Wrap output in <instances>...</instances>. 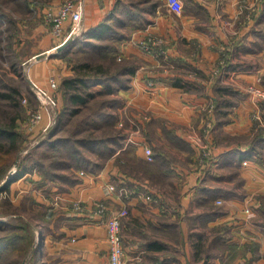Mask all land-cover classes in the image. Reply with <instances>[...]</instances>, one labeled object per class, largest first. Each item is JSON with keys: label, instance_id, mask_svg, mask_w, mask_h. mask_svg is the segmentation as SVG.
<instances>
[{"label": "crops", "instance_id": "obj_1", "mask_svg": "<svg viewBox=\"0 0 264 264\" xmlns=\"http://www.w3.org/2000/svg\"><path fill=\"white\" fill-rule=\"evenodd\" d=\"M152 1L139 2L138 6H144L143 25L129 30L127 39L120 42L123 56L138 64L128 87L118 91L122 110L129 107L122 121L129 136L99 174L74 175L66 182L52 183L51 192L56 196L50 204V224L42 236L43 264H109L105 222L123 206L128 210L121 218L120 233L125 264L264 263V149L248 153L249 145L230 143L244 133L252 135L255 123H251L249 113L258 114L264 106V97L249 94L242 98L248 85L264 90V0H171L170 4ZM83 2L84 28L93 27L112 12L119 17L121 4H126L125 0ZM147 34L163 38L169 51L167 59L158 62L132 46ZM218 62L220 72L214 76L212 71ZM61 63L67 74L68 66ZM52 69L51 65L43 77L37 72L32 76L48 88L56 78ZM147 77L154 81L150 89L145 85ZM211 108L214 110L209 111ZM45 122L43 117L42 124ZM130 122L138 123L134 133ZM186 132H203L200 136L207 140L209 158L213 159L210 168L192 165L194 160L189 166L167 161L154 166L153 176L152 172L143 176L140 169L132 173L147 162L143 145L155 146L151 141L159 140L168 157L198 156ZM182 140L190 144L191 150L184 149ZM121 153L127 163L122 171L115 161ZM228 171H233L231 178L249 191H245V199L233 198L235 210L211 211L204 206L209 201L205 190L211 189L207 183L232 181L227 180ZM105 181L117 186L125 184L134 195L128 201L108 196ZM154 183H164L163 187L171 190L181 183L179 187L185 194L172 199V192L163 193ZM75 201H81L86 209L72 210ZM99 201L106 203L107 210L98 215L90 213L88 209ZM248 206L252 210L247 214L243 210ZM228 221H237L249 234L242 233L237 251L224 250L211 261L203 250L216 235L220 238L224 234L226 238ZM216 227L218 233L213 230ZM248 238L256 244L255 249L244 247Z\"/></svg>", "mask_w": 264, "mask_h": 264}, {"label": "rangeland", "instance_id": "obj_2", "mask_svg": "<svg viewBox=\"0 0 264 264\" xmlns=\"http://www.w3.org/2000/svg\"><path fill=\"white\" fill-rule=\"evenodd\" d=\"M64 1L65 0H0V91L10 92V90L7 87L16 88L20 93V96L17 98L22 107L21 119H19L17 123V129L22 136V140L20 144L21 147L16 154L14 163L6 171V173L3 174L2 178L0 179V184H2V182H4L7 178L13 176L15 171L17 170L20 171L24 168L28 169V172L22 177H20L18 180H14L12 183L9 182L10 185L8 190L2 191L0 193V217L2 218H6L8 212H10L8 211V208L4 204V202H2L4 198H5L4 200L9 199L8 201H11L12 204L19 202L21 199V201H23L24 204H20L19 207L21 208L23 207V210L24 207H26L27 209H29L28 210L29 212L31 211L39 212L41 210H49L51 209L50 204L53 203L54 198L56 196L54 193L51 192V188H53L52 183L54 184L63 183V180L60 178H62L64 174L72 176V172H73L72 169L85 168V169H89V172L91 173V174L88 173V174L80 175V171H82L80 170L79 174L77 173L79 176L99 174L105 168L107 163H110L112 161L110 160L111 159L110 155L112 154V148H114V144L111 143L112 141L110 142L106 140L108 139V134L105 131L104 132L102 131L103 128L83 129V127H87V121H88V118H85V116L87 114L89 116L95 109H97V106L101 103V101H107L113 97L118 98L119 100L118 105L109 106L110 103L107 102V106L105 107V109L111 113H114L115 116L117 117V121L118 120L123 121L124 118L123 116L125 114L126 116H128L129 107L125 109V112L122 110L123 109L122 99L119 96L118 92L111 94H105L104 92L96 93L95 96L91 98L81 108L80 113L77 115L69 116V113H67L69 111H65V113H62L63 111L62 101L60 99V93H59L61 81L64 78L71 77V75H73L72 69L69 68L68 62L66 63L65 61L66 60L65 58L70 56H64L63 53L66 52L64 51V48L75 37L79 36L82 33V31L85 29L82 20L79 33L71 35L67 44L61 50L59 51L56 50V48L62 44L61 43L62 38L61 40H57L52 35L51 26L47 21L46 12L49 10L48 8L55 9L59 5H61ZM125 1L126 4H121L120 13H119L120 16L124 18L125 16H127V13L132 12V15H134L136 12V15L138 16L139 20L137 19L135 23H138V21L139 22L141 21V23L138 26H132L127 28H122L121 26L118 27L120 33H122V31L125 33V34H121L122 39L119 40V42L120 41L123 42V40L127 39L126 34L128 33L129 30L133 31L135 28L142 27L143 25L142 20L145 19V16L142 12L144 6L142 7L134 6L132 9H130V6H128L129 3L131 2L132 4V2H135L137 0H125ZM126 6H128L127 9ZM129 25L130 24H128L127 26ZM66 34L63 35V38L65 37ZM132 44H133L132 46H134V48L136 47L137 51L140 52L139 44L135 42ZM67 52H66L67 55H72L74 50L72 51V54L70 50L69 51L67 50ZM118 53H119L118 54V59H119L118 62H119L120 59H122L123 57V53L120 52V47ZM14 55L16 57H14ZM36 55L39 56L35 57ZM75 55H78V53L75 52L71 57L74 58ZM142 55L145 56V54ZM83 57H87V56L85 55ZM60 61L66 63V65L68 66L69 69L67 74H64L65 70ZM222 61L223 60H221V63ZM219 62L216 65H214L212 71L214 76L219 75L220 72ZM13 63L15 64L13 65ZM51 65L53 66L52 71L54 72V76L56 77L54 79V81L57 84L56 88H50L49 85L48 88H46L40 85L32 76L33 72H37L39 77H43V74L47 73ZM136 65L138 64H135L134 66ZM217 69H219V72H215ZM134 74H135V70H134ZM132 76L131 78L134 77ZM30 79L34 80V82L39 87L43 88L44 90H47L49 94L54 98L56 102V107H54L50 117H47L46 115L43 116V112L41 108L42 107L41 97L37 96L36 92L31 88L29 82ZM100 87L101 86L98 87L90 86L89 89L90 91H93V89L97 91V89H100ZM256 87L260 88L264 92V90L261 87L259 86ZM249 94L254 96V94L247 91V87H246V89L242 93V98L245 99L246 96ZM263 97H256V98L263 99ZM232 99H235V96H233ZM209 101L211 105H214L213 99H210ZM0 106L2 107L4 106L3 100H0ZM39 110L41 112L42 117H45L46 122L42 124V119H43L42 118L37 127H35L34 129H30L29 125H30L31 116L34 112ZM212 110H214V108H211L209 111ZM94 116H96V114ZM249 119L251 123L253 122L255 123L253 125L254 131H251L252 135L248 136L245 135L244 133L243 136L239 137L237 140H232L230 143L232 144L240 143L242 145L243 144L250 145L255 140L257 135L259 134L264 135V106L262 105V107H260L258 114L254 113V111L250 112ZM206 123L207 122H205V124ZM129 124H131L130 127L131 132L132 133L136 132L138 123L135 124L130 122L128 123V125ZM210 125H211L210 128L213 129L212 123ZM56 127L57 128L59 127L57 130L58 132L57 137H70L72 135L73 130L75 131L77 129H80L81 132L78 133V135L73 136L72 139H84V140L82 142H77L74 140V145L72 144L71 146L69 144H67L66 146L63 143H61L58 146H54L55 148H50L49 146L50 142H48L49 139L48 134L51 131H53V129ZM124 128H125L124 126L119 127L118 125L115 124L112 129L113 131H110L111 134H113L114 132L116 135H120L119 141H121L123 144L126 143V139L129 136L128 132L126 131L124 132ZM202 133L200 132L199 134L202 136L203 135ZM187 134H188L187 136H189L190 140L192 141L193 146L197 149L198 156L194 157L193 159V157L192 158L187 156L179 157L176 155H170L168 157L170 164L176 166L179 165L189 166L192 160H194L195 163L192 162V165L201 164V166H205V167L207 166V168H210L213 164V159H211L212 157L210 158L207 157L208 159L204 158L205 160L204 162H202V156H200L199 154L200 150L195 142L196 139L202 137L198 135V133L197 134L187 133ZM135 135L136 134H133L132 136ZM151 142L155 144V146L153 147L149 146L153 153V157H154V152L155 155L159 154V152L161 153V151L165 154H168V152L165 149H163V144L159 140H155ZM183 147L184 149L191 150L190 144L188 142H185ZM158 158L159 157H157V160ZM115 159H116L115 160L116 165L122 171L123 167H126L124 166V164L127 165V163H124L125 161L122 155L120 154L117 155ZM145 163L148 164L145 167L150 166L149 169H152L154 171L153 164L157 163V161L150 163L145 162ZM151 164L153 166H151ZM139 169L140 168L138 167L136 170L132 171V173L136 171L139 172ZM208 170L209 172L211 171L210 169ZM213 173L217 174L218 172H213ZM52 174H55L57 177L52 178ZM141 174L143 176H148L145 175L144 173ZM153 174H155V172H152V176ZM225 175H227V180L231 179L233 182L229 181L228 183H207L208 185H210L212 191L215 190V192L214 191L211 192L212 194L209 197V201L206 202V204H204V206L210 208L211 211L222 212L228 208L234 209L233 205L231 204V202L235 200L233 198L235 197L244 198L246 196L245 191H249L246 190V188H243L241 183H237V181L231 178L233 175V171H228L226 172ZM110 177L111 174L108 175L109 179ZM50 178L52 179L50 180ZM48 181H51L50 183H48L51 184V186L45 187L46 185L45 183ZM105 183H113V182L105 181ZM163 184L164 183H154L153 185H156V187L157 186L161 187L163 189V193L167 192L168 195H170L172 192L171 195L172 199L175 197L183 198L182 194H185V192L183 189H181V187H179L181 186V183H176V185H178V188L174 186L172 190L169 189L168 187L166 188L165 186L163 187ZM247 195L250 196L249 193ZM36 196L39 197L37 198ZM34 198L39 199V201L40 199H42V201L45 200L46 201L45 205L38 206V203L36 202L32 204L31 200ZM217 198H220L219 199L220 203H217ZM251 210L252 209H250V207L248 206V208H245L243 212H247L248 214L251 212ZM232 219L235 220V218ZM237 221L239 222V220ZM237 221H235V223H231L229 221L227 222L226 238H223L224 234L220 235L219 236L220 238H218V240H216L217 238L215 239L214 237V239L212 238L211 244H209L207 248H204L205 250H203V253L205 255H208L211 261H213V259L216 256L224 252V250L231 253L234 250L237 251L241 246L240 239L242 237V233H246L248 231L245 230L246 227L238 224ZM213 230L216 233H218L217 227ZM248 234L249 232L245 235ZM40 236H41L40 232H35L34 235L35 243L39 242ZM248 239L249 240H246V244H244V247L248 248V250H250L252 247L255 249L256 244H254V241L253 240L251 241L250 238Z\"/></svg>", "mask_w": 264, "mask_h": 264}, {"label": "trees", "instance_id": "obj_3", "mask_svg": "<svg viewBox=\"0 0 264 264\" xmlns=\"http://www.w3.org/2000/svg\"><path fill=\"white\" fill-rule=\"evenodd\" d=\"M141 1L143 2L145 0H137L132 2V4L130 2V9L134 6H138ZM146 2H149V0H146ZM127 8L128 7H126V9ZM110 15L113 17H107L93 27L85 28L79 36L75 37L64 48V51L67 52V50H70L72 54V51L74 50L73 54L77 52L78 55H75L74 58H72L71 56L73 54L67 55L68 52L63 53L64 56H70L66 57L65 61L66 63L68 62V66L72 69L73 75H71V77H66L61 81L59 93L62 101V113L69 111L67 112L69 113V116L77 115L80 113L81 108L93 98L96 93H116L119 90H125L129 85L131 76L134 74L135 62L124 56L118 62V52L121 42H119V40L122 39L118 27L121 26L122 28H127L138 26L141 21L135 23L138 19L136 12L134 15H132V12H129L124 18H122L120 14L119 17L115 16L114 12ZM128 24L130 25L127 26ZM67 31L68 28H66L64 34H66ZM82 53L83 56L86 55L87 57H83ZM14 57L16 56L14 55ZM227 62L228 61H226V63ZM14 64L15 63H13V65ZM90 86L101 87L100 89H97V91L94 89L93 91H90ZM7 88L10 92L0 91V100L4 101V106H0V179L14 163L16 154L21 147L20 144L22 140V136L17 129V123L18 120L21 119L22 109L17 98L20 96V93L16 88ZM107 102L110 103L109 106L119 104V100L116 97L110 98V100L107 101H101L97 106V109H95L89 116L88 114L85 116V118H88V121L87 127H83V129L103 128L102 131H105L108 134V139L106 140L110 142L112 141L111 143L114 144L112 154L110 155L112 156L114 151L120 148L123 143L119 141L120 135H116L114 132L113 134L110 133V131H113L112 129L116 124L117 117L114 113L105 109ZM95 114L96 116H94ZM58 128H54L53 131L48 134L50 148H55L54 146H58L61 143L66 146L67 144L71 146L72 144L74 145V140L77 142H82L84 140L72 139L73 136H76L81 132L80 129L73 130L70 137H57ZM181 142L185 144L184 140ZM261 148L264 149V135L259 134L256 136L252 144L249 145L246 152L249 153L252 149L259 151ZM120 155L124 157L122 153ZM157 157H159L158 160ZM155 161H157V163L152 164L158 166L161 165L162 162L169 161V159L168 156L161 151V153L159 152V154L156 155L154 152L153 162ZM152 164L151 166H153ZM146 165L148 164L145 162L141 164V166L138 165L145 175L154 172L152 169H149L150 166L145 167ZM80 170L84 171L85 174L90 173L89 169L85 168L72 169V176H79L78 174ZM27 172L28 169L25 168L20 171H15L14 175L10 177V182L12 183L14 180H18ZM72 176L64 174L60 179H62L63 182H66V180L73 179ZM56 177L55 174H52V178ZM52 178H50V180ZM50 182L51 181H48L45 184ZM9 185L10 183L4 185L2 191L8 190ZM213 191L215 192V190ZM213 191L212 189L209 191L205 190V192H207L205 195L210 197L212 194L211 192ZM200 194L201 192H199V195ZM4 199L2 202H4L10 212H8L6 218L0 217V264H43L41 242L43 241L42 236L45 227L50 224L52 208L49 210H41L39 212H29V209L26 207H24V210L23 207H19L20 204H24L21 199L14 204H12L11 201H8L9 199ZM31 201L32 204H34V202L38 203V206L45 205L42 199L39 201V199L34 198ZM35 232L41 233L38 243H35ZM215 239L218 240V236H216Z\"/></svg>", "mask_w": 264, "mask_h": 264}, {"label": "built area", "instance_id": "obj_4", "mask_svg": "<svg viewBox=\"0 0 264 264\" xmlns=\"http://www.w3.org/2000/svg\"><path fill=\"white\" fill-rule=\"evenodd\" d=\"M161 3H172L171 0H159ZM242 7V5H241ZM49 10L46 12L47 21L49 22L52 30V35L62 42L66 41L71 35L77 34L80 31L81 22L83 20L84 15V2L83 0H65L61 5L57 8H48ZM66 24L68 25V31L65 37L63 38L64 31L66 30ZM135 43L139 44V49L142 54L153 58L156 61L164 60L168 57L169 51L166 46L163 38L159 36H155L152 34H147L142 39L136 41ZM222 64V63H221ZM215 72H219L217 69ZM31 88L36 92L37 96L41 97L42 104V112L43 116L46 115L50 117L54 107H56V102L54 98L49 94L47 90L39 87L36 83H34L31 79ZM145 85L148 89L153 87L154 81L152 78L146 80ZM50 88H56L57 84L54 80L50 81ZM247 91L254 94L256 97H263L264 92L254 86L248 85ZM42 115L40 110L36 111L32 114L30 119V129H34L40 123L42 119ZM119 127H123L122 121H117ZM196 144L200 150V156H202V162L207 157L210 156V149L208 146V142L204 138L196 139ZM143 152L145 156V160L147 162H153L154 157L153 153L149 146L143 145ZM205 158V159H204ZM245 163V162H244ZM84 171H80V175H84ZM123 183V182H122ZM105 193L109 195H115L117 198L128 201L133 195L134 191L129 189L125 184L117 186L112 183H108L105 185ZM217 203H220V200L217 199ZM71 209L77 212H82L86 207L81 201H75L71 205ZM89 212L92 214H102L107 210V205L104 201H99L94 204V207L89 208ZM128 213V210L125 206H123L120 211L112 214L107 221L105 222L106 229V240L108 244V262L109 264H125L124 260V251L121 239V218Z\"/></svg>", "mask_w": 264, "mask_h": 264}, {"label": "water", "instance_id": "obj_5", "mask_svg": "<svg viewBox=\"0 0 264 264\" xmlns=\"http://www.w3.org/2000/svg\"><path fill=\"white\" fill-rule=\"evenodd\" d=\"M69 38H70V37H69ZM69 38L66 39V41H64L59 47H57L56 50H57V51L61 50V49L67 44ZM38 56H39V55H36L35 57H38ZM29 82H30V84H31V81H30V80H29ZM9 182H10V177L7 178L4 182H2V184H0V193H1L2 189H3V186L6 185V184H8Z\"/></svg>", "mask_w": 264, "mask_h": 264}]
</instances>
